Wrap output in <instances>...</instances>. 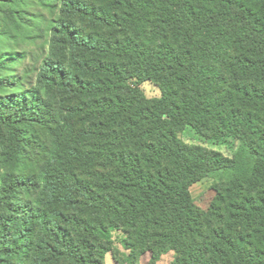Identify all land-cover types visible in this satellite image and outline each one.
Segmentation results:
<instances>
[{"label":"trees","instance_id":"1","mask_svg":"<svg viewBox=\"0 0 264 264\" xmlns=\"http://www.w3.org/2000/svg\"><path fill=\"white\" fill-rule=\"evenodd\" d=\"M102 1L0 0V264H264V0Z\"/></svg>","mask_w":264,"mask_h":264},{"label":"rangeland","instance_id":"2","mask_svg":"<svg viewBox=\"0 0 264 264\" xmlns=\"http://www.w3.org/2000/svg\"><path fill=\"white\" fill-rule=\"evenodd\" d=\"M87 3H103L102 0H83ZM147 98L160 96L158 86L150 80H145L139 86ZM177 135L187 144H194L219 152L225 157H231L239 146V141L232 137H224L221 139H206L198 135L190 126H185L177 132ZM10 138L6 136L5 131L0 134V156L4 151L8 150ZM6 170V167L4 168ZM189 193L195 206L200 210H205L211 202L215 200L216 191L214 188V180L212 178H202L189 187ZM111 241L109 244L110 253L106 254L105 264H130L127 261L129 250L126 249L127 233L122 228L111 230ZM139 248V247H137ZM176 257L174 251L169 250L162 253L155 262L151 259L148 251L134 250L132 253L133 264H171Z\"/></svg>","mask_w":264,"mask_h":264}]
</instances>
